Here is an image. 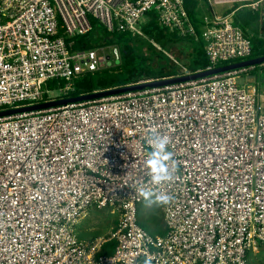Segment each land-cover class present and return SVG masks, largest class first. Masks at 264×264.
I'll use <instances>...</instances> for the list:
<instances>
[{
	"label": "built area",
	"instance_id": "1",
	"mask_svg": "<svg viewBox=\"0 0 264 264\" xmlns=\"http://www.w3.org/2000/svg\"><path fill=\"white\" fill-rule=\"evenodd\" d=\"M185 1L0 0V109L43 102L44 93L67 98L71 80L120 62L116 46L70 49L91 17L142 35L155 11L161 25L201 39L212 64L251 54L233 13L215 11L229 0H202L212 20L200 35ZM250 6L264 22V0ZM247 71L1 117L0 264H248L264 247V113L257 87L238 82ZM154 134L169 137L177 161L160 184L146 168ZM141 186L173 198L162 206L164 234L140 224ZM93 207L111 208L118 222L107 238L82 241L76 226ZM109 241L114 252L102 254Z\"/></svg>",
	"mask_w": 264,
	"mask_h": 264
},
{
	"label": "trees",
	"instance_id": "2",
	"mask_svg": "<svg viewBox=\"0 0 264 264\" xmlns=\"http://www.w3.org/2000/svg\"><path fill=\"white\" fill-rule=\"evenodd\" d=\"M252 2L237 1L224 12V15L233 13V22L241 27L245 35L251 40V54L245 58L234 59L219 64H212L205 52L204 42L195 40L191 37H185L176 31H171L161 25L158 21V14L151 11L147 14L145 22L140 24L142 35L133 34L128 30H108L98 19L91 17L92 30L84 35H77L69 40L72 43V51L91 50L100 47L116 46L119 49L121 60L118 64H112L100 68L95 72H84L69 83L72 90L66 97L79 96L91 93L97 90L135 84L141 81L163 79L181 74L180 65L184 66L189 72H196L217 66H223L231 63L240 62L245 59L259 58L264 56V22L261 18L260 8H252ZM207 2L202 0H186L185 6L190 19L197 28L200 35L201 30L198 28L199 13L202 4ZM209 6V5H208ZM209 12L212 14V8L209 6ZM146 36L148 42L160 45L163 49L170 50L178 48V56L183 63L178 64L171 57L165 54L156 55L158 57L157 66L150 64V57L144 53L143 47L145 42L143 37ZM249 73L256 76L257 80L264 79V63L247 67ZM259 77H258V75ZM48 81L45 84V90H55L64 86L67 81ZM259 83V81H258ZM258 85V84H257ZM43 101H48L49 95L43 94ZM2 110V109H0ZM140 220V219H139ZM153 233L164 234L165 227H157ZM115 241L105 243L101 249L102 254H112L114 252Z\"/></svg>",
	"mask_w": 264,
	"mask_h": 264
},
{
	"label": "rangeland",
	"instance_id": "3",
	"mask_svg": "<svg viewBox=\"0 0 264 264\" xmlns=\"http://www.w3.org/2000/svg\"><path fill=\"white\" fill-rule=\"evenodd\" d=\"M234 2L237 0H229L228 2H223L220 5L215 7V10L218 14L224 15V12L228 10ZM204 3V2H203ZM204 6L202 11L199 13V23L198 28H201L206 25L210 20L209 6L207 4H202ZM146 20L142 19L141 23H144ZM145 45L143 47L144 53L150 57V64L152 66H157L158 56L160 54H166L167 57H171L173 61H178V64H182V59L178 56L179 49L172 48L170 50L163 49L160 45L148 42L146 36L143 37ZM105 53L110 54L113 52L112 47H106L104 50ZM99 54H103V50H99ZM181 67V65H180ZM182 70V67H181ZM258 75V74H257ZM259 77V75H258ZM259 81V83H258ZM240 84H245L249 86H256L258 89L259 100L258 105L260 110L264 113V79L260 78L257 80L256 76L249 73L248 76H242L238 78ZM258 84V85H257ZM55 95V94H54ZM51 97H54L51 95ZM139 219L140 224L149 231H153L155 228H163V208L158 207L152 210L145 208L144 203L140 205L139 208ZM118 222V215L115 214L111 208H90L87 214L82 218L80 223L76 227V232L80 239L93 238L94 240L99 239L100 237L107 238L111 230L116 226ZM248 264H264V247H260L257 250H253L249 256Z\"/></svg>",
	"mask_w": 264,
	"mask_h": 264
},
{
	"label": "water",
	"instance_id": "4",
	"mask_svg": "<svg viewBox=\"0 0 264 264\" xmlns=\"http://www.w3.org/2000/svg\"><path fill=\"white\" fill-rule=\"evenodd\" d=\"M262 63H264V56L259 57V58L245 59L240 62L231 63V64H227L223 66H217L214 68H209V69L200 70L196 72H188L186 74H179L177 76H171L168 78L141 81L135 84L118 86V87L108 88L104 90H97V91L82 94L79 96L52 99V100L43 101V102L33 104V105L2 109L0 110V118L11 116V115H16V114H21V113L48 110L53 107L67 105L70 103L94 100V99H99V98H103V97H107L111 95H117V94L130 92V91H137V90H141L145 88H154V87H160V86H165V85H171V84L190 81V80H194L198 78L213 76L216 74H220V73H224V72H228V71H232L236 69L252 67L255 65L262 64Z\"/></svg>",
	"mask_w": 264,
	"mask_h": 264
},
{
	"label": "clouds",
	"instance_id": "5",
	"mask_svg": "<svg viewBox=\"0 0 264 264\" xmlns=\"http://www.w3.org/2000/svg\"><path fill=\"white\" fill-rule=\"evenodd\" d=\"M151 152L146 160V168L153 184H160L174 178L177 171V161L174 152L169 150L170 139L167 136L154 134L147 139ZM139 194L144 199V206L148 210L169 204L172 196L158 193L143 186L139 188ZM143 264H151V258H146Z\"/></svg>",
	"mask_w": 264,
	"mask_h": 264
},
{
	"label": "crops",
	"instance_id": "6",
	"mask_svg": "<svg viewBox=\"0 0 264 264\" xmlns=\"http://www.w3.org/2000/svg\"><path fill=\"white\" fill-rule=\"evenodd\" d=\"M204 6H201L200 7V12L202 11V8H203ZM216 11V10H215ZM217 13V12H216ZM210 18H211V20H212V14H210ZM210 20V21H211ZM209 21V22H210ZM80 223V222H79ZM77 227V226H76ZM115 228V227H114ZM114 228L111 230V231H113L114 230ZM79 237V236H78ZM82 241H87V240H94L93 238H88V239H81Z\"/></svg>",
	"mask_w": 264,
	"mask_h": 264
}]
</instances>
